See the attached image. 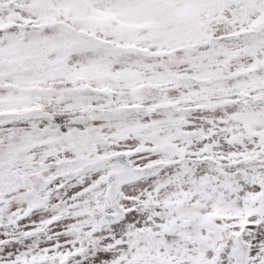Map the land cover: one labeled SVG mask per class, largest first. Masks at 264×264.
Listing matches in <instances>:
<instances>
[{"label":"snow or ice","instance_id":"snow-or-ice-1","mask_svg":"<svg viewBox=\"0 0 264 264\" xmlns=\"http://www.w3.org/2000/svg\"><path fill=\"white\" fill-rule=\"evenodd\" d=\"M0 264H264V0H0Z\"/></svg>","mask_w":264,"mask_h":264}]
</instances>
